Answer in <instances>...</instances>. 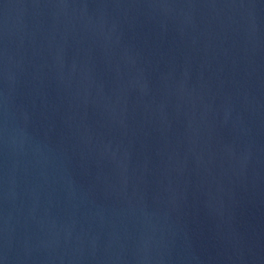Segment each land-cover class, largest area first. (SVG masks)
<instances>
[{
  "label": "water",
  "instance_id": "1",
  "mask_svg": "<svg viewBox=\"0 0 264 264\" xmlns=\"http://www.w3.org/2000/svg\"><path fill=\"white\" fill-rule=\"evenodd\" d=\"M0 264H264V0H0Z\"/></svg>",
  "mask_w": 264,
  "mask_h": 264
}]
</instances>
